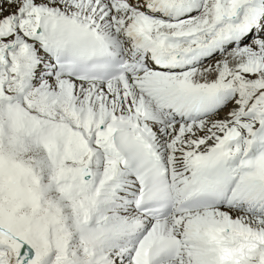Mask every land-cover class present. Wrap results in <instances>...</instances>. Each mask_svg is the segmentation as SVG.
<instances>
[{"label": "snow or ice", "instance_id": "6c2138e0", "mask_svg": "<svg viewBox=\"0 0 264 264\" xmlns=\"http://www.w3.org/2000/svg\"><path fill=\"white\" fill-rule=\"evenodd\" d=\"M0 264H264V0H0Z\"/></svg>", "mask_w": 264, "mask_h": 264}]
</instances>
